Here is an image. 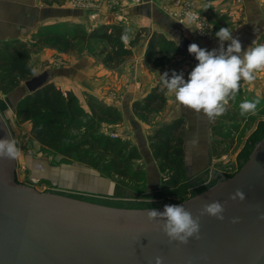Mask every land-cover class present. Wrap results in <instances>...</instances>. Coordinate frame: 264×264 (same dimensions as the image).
I'll list each match as a JSON object with an SVG mask.
<instances>
[{"label": "water", "instance_id": "water-1", "mask_svg": "<svg viewBox=\"0 0 264 264\" xmlns=\"http://www.w3.org/2000/svg\"><path fill=\"white\" fill-rule=\"evenodd\" d=\"M61 14L43 7L41 19ZM258 19V20H256ZM174 40L191 44L173 21L164 19ZM260 14L248 27L259 33ZM51 69L24 81L33 92L50 81ZM22 86H19V88ZM18 89V88H17ZM0 138H11L0 115ZM15 160L0 158V264H264V135L247 161L231 177L180 203L193 216L203 204L219 201L224 219L200 218V239L170 242L146 210L98 204L51 192H40L15 178ZM240 189L243 201L230 196ZM162 212L164 206L154 208ZM238 222L232 223L233 219Z\"/></svg>", "mask_w": 264, "mask_h": 264}, {"label": "crops", "instance_id": "crops-1", "mask_svg": "<svg viewBox=\"0 0 264 264\" xmlns=\"http://www.w3.org/2000/svg\"><path fill=\"white\" fill-rule=\"evenodd\" d=\"M179 1L190 2V11L180 15V5L177 4ZM43 7L58 8L61 14L41 19L40 14ZM219 10L226 11L231 17L234 22L233 29L228 26L229 23L219 25L217 19L207 14L217 13L216 11ZM93 11L98 15L97 20L91 19ZM255 14H260L263 21L259 33L248 27L249 17ZM193 15H198L199 19L207 22V33L198 31V19ZM190 16L191 19H189ZM55 17H70L74 22L81 23L86 28L100 23L122 22L128 27L129 39L133 38L141 27H148L150 31L156 29L173 38L165 25L164 19H168L191 39V44L196 43L200 48L209 51L219 48L215 33L221 27H228L233 36L239 39L242 51L247 50L253 41L257 44L264 43V0H0V41L15 38L30 40L31 34L38 26L49 23L48 21ZM242 17L244 18L243 23L240 22ZM147 39L148 37L145 36L140 44L133 47V57L123 62L118 70L96 62L94 57L87 53H83L84 56L78 58L80 54L65 53L45 47L40 55L52 61L50 65H47L52 68L51 80L63 91H73L84 105L89 95L115 105L123 112L126 121L136 125V116L132 111L131 102L142 96L140 94L142 89L147 88L143 97L151 91L150 89L159 78L156 72L163 75L170 68H174L176 73L182 72L187 80L188 74L198 63L193 54L185 51L176 54L165 68L158 69L156 72L151 71L143 60ZM228 43L225 42V47ZM238 93L242 95L241 102L251 97L263 99L264 73H258L257 79L252 84L242 81ZM22 96L23 94L16 102ZM165 97L164 107L154 114V121L148 127H158L162 123L183 118L185 120L183 132L185 161L187 164L193 160L201 165L204 164L206 156L213 154L210 152L213 143L220 144L224 140V136L214 137L211 131L213 125L220 122V118L209 121L203 115L196 114L175 103L172 97L166 94ZM233 105V102L229 103L226 111H229ZM117 127H122V124H118ZM236 128H239V124ZM146 137V134H142L138 136V140H140V151L147 162L146 173L149 179L153 180L159 168L146 144ZM142 145H147L145 150ZM198 153L200 156L197 157ZM72 174H74L73 170H66L64 177L69 180Z\"/></svg>", "mask_w": 264, "mask_h": 264}, {"label": "trees", "instance_id": "trees-1", "mask_svg": "<svg viewBox=\"0 0 264 264\" xmlns=\"http://www.w3.org/2000/svg\"><path fill=\"white\" fill-rule=\"evenodd\" d=\"M127 32L128 27L122 22L100 23L91 28L78 22L65 27L43 24L33 32L31 40L0 41V90L12 91L34 75L32 51L45 45L65 53H87L108 68L119 67L133 57V47L145 36L148 39L143 60L150 69L165 68L176 54L185 52L173 38L156 29L150 31L148 27H141L125 42L122 36ZM173 71L176 72L174 68L167 71L169 77ZM165 102L160 78L146 96L132 103V109L149 119L153 112L164 107ZM15 111L20 118L31 120L30 133L43 146L122 179L136 183L144 179L139 148L101 129L103 122L121 121L122 113L117 106L92 95L87 97L84 105L73 91H63L49 81L33 92L27 91L18 100ZM184 124L183 118L175 119L156 128L149 136L154 158L159 167L170 174L165 185L169 190L175 189L173 193L180 192L186 172ZM234 125L238 127V124ZM223 127L224 124L214 125L212 133L225 136ZM258 131L264 132V124Z\"/></svg>", "mask_w": 264, "mask_h": 264}, {"label": "rangeland", "instance_id": "rangeland-1", "mask_svg": "<svg viewBox=\"0 0 264 264\" xmlns=\"http://www.w3.org/2000/svg\"><path fill=\"white\" fill-rule=\"evenodd\" d=\"M179 2L180 3H177L180 5L179 14L183 15L184 11L187 10L186 6H189L190 2ZM216 12L217 13L207 14L217 19L219 25L229 23L228 26H231V29H233L234 22L231 17L227 15L228 13L221 10ZM97 16L95 11H93V13L91 12V19L97 20ZM193 16L197 18L196 15ZM243 19L242 17L240 22L243 23ZM48 22L47 24L62 27L74 23L70 17H55ZM40 26L37 27L36 31ZM154 26L155 28L157 27L155 24ZM32 34L30 40L32 39ZM141 42L142 39L140 43ZM45 47L51 48L45 45L32 51L31 62L35 72H41L47 68L52 69L47 67L52 61L40 55V52H42ZM78 56V58H80L84 55L80 54ZM95 61L99 62L96 59ZM119 68L120 66L114 68V70H118ZM150 70L156 72V70ZM157 72L156 75L159 77V81L161 73ZM50 81H52L51 77ZM20 86L22 87H17L18 89L16 88L9 92L0 90V115L3 117L8 127L11 139L16 140L17 146L21 149V156L15 159L16 181L40 192L61 194L107 206L129 209L158 208L165 205L177 204L200 194L215 185L221 177L226 179L233 176L247 161L254 146L264 135V132L258 131L264 124V98L249 97V100L259 101L255 114L241 115L240 104L242 103V95L237 93L236 96L232 98V101H229L230 104L233 102V107L219 117L220 122L218 124H224L225 126L223 127V131L226 133L224 140L220 144L213 143L212 148H210V152L213 154L212 156L210 154L208 156L204 155L207 158L204 164L201 165V163L195 160L187 164L185 161L186 172L182 179L183 186L179 193H173L175 189L169 190V186L165 185V180L170 175L169 172L166 169L160 168L159 162L155 158L156 165L159 168L156 178L153 180L149 179L145 169L147 162L142 155V159L139 162L143 164L145 169L144 179L141 183H136L131 180L122 179L113 174L104 173L74 158H68L56 150L43 146L32 137L30 133L32 126L31 120L20 118L15 111L16 100L21 94L24 95L27 92V90L23 88L24 82H22ZM146 89H142L140 93L142 96L135 98L131 103L135 100H141ZM123 99L125 100L126 96L123 97ZM121 113V121L103 122L101 129L104 133L112 137H120L124 140H128L132 145L137 146L139 150L140 140H138V136L146 134V144L149 146V136L156 128L167 123H162L154 128L148 127V125L154 121L153 117L156 112H153L151 116H149V119H146L145 116L136 114L133 111L136 116V125H134L126 121L122 111ZM118 124H122V127H117ZM234 124H239V128L237 129ZM214 137H216V135H214ZM250 141L253 142L249 144ZM146 146L142 145V148L145 150ZM185 155L186 151H184V158ZM198 156H200V153L197 154V157ZM66 170L74 171V174L70 176L69 180H66V177H64ZM146 199H150L152 203H146Z\"/></svg>", "mask_w": 264, "mask_h": 264}, {"label": "clouds", "instance_id": "clouds-1", "mask_svg": "<svg viewBox=\"0 0 264 264\" xmlns=\"http://www.w3.org/2000/svg\"><path fill=\"white\" fill-rule=\"evenodd\" d=\"M198 31L204 32L201 26H198ZM215 36L219 41L218 49L209 51L196 43L188 46V52L195 56L198 63L188 74L187 80L182 72L178 74L173 71L170 77L167 72L160 75L162 90L167 96L209 121L226 112L229 100L236 96L242 81L252 84L258 73H264V43L257 44L253 41L247 50L242 51L241 42L228 27H221ZM128 39L127 34L122 36L125 42ZM225 42H229L227 47ZM258 103V100L243 101L240 104L241 115L255 114ZM20 156L21 149L16 140L0 138V158L15 160ZM230 199L243 201L245 194L237 189ZM145 202L152 203L150 199ZM146 213L147 219L155 221L170 242L187 244L190 238L200 239L202 216L207 215L221 221L224 219V206L219 201L205 203L195 217L182 204L165 205L162 212L150 208ZM260 218L264 219V216ZM236 222L238 220L234 218L232 223ZM163 259L161 256L155 257V264H163Z\"/></svg>", "mask_w": 264, "mask_h": 264}, {"label": "built area", "instance_id": "built-area-1", "mask_svg": "<svg viewBox=\"0 0 264 264\" xmlns=\"http://www.w3.org/2000/svg\"><path fill=\"white\" fill-rule=\"evenodd\" d=\"M178 3H180V2H178ZM188 5H189V4H188ZM189 6H190V5H189ZM189 6H186L187 10H189V9H188ZM187 10H185L184 12H188ZM196 17H197V19H198V21H199L198 25L201 26V27L203 28V30H204L203 33H207V31H208L207 22L202 21L201 19H199V16H198V15H196Z\"/></svg>", "mask_w": 264, "mask_h": 264}, {"label": "flooded vegetation", "instance_id": "flooded-vegetation-1", "mask_svg": "<svg viewBox=\"0 0 264 264\" xmlns=\"http://www.w3.org/2000/svg\"><path fill=\"white\" fill-rule=\"evenodd\" d=\"M214 125H215V124H214ZM214 125H213V126H214ZM211 131H212V129H211ZM153 157H154V156H153Z\"/></svg>", "mask_w": 264, "mask_h": 264}]
</instances>
